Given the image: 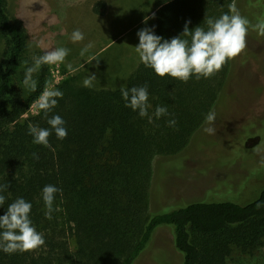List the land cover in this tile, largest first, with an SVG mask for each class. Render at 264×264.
<instances>
[{
  "label": "trees",
  "instance_id": "16d2710c",
  "mask_svg": "<svg viewBox=\"0 0 264 264\" xmlns=\"http://www.w3.org/2000/svg\"><path fill=\"white\" fill-rule=\"evenodd\" d=\"M144 1L146 16L152 13L153 33L162 42L180 35L187 21L189 30L197 26L207 30L205 19L230 14L233 2ZM104 9L102 0L92 6L96 15ZM0 31L8 39L0 66V185L8 184L0 192L5 197L0 216L17 198L25 199L32 206V226L45 240L36 251L7 254L0 250V264H135L161 227L169 228L180 264H226L233 245L253 236L257 228L264 233V177L246 197L243 191L238 197L211 194L179 208L148 212L153 157L175 154L188 144L224 87L229 61L209 78L181 82L158 77L139 60L118 87H86L76 93L61 83L54 88L63 97L57 98L47 117L43 111L23 117L41 92L24 98L15 88L13 76L20 68L26 37L6 0H0ZM145 84L151 107L142 118L125 107L120 89ZM157 106L165 107L167 115L157 119ZM55 115L65 121V139H58L47 123ZM172 119L175 126H169ZM30 124L50 130V147L32 143ZM46 185L61 190L55 194L51 219L44 215Z\"/></svg>",
  "mask_w": 264,
  "mask_h": 264
},
{
  "label": "rangeland",
  "instance_id": "374dc122",
  "mask_svg": "<svg viewBox=\"0 0 264 264\" xmlns=\"http://www.w3.org/2000/svg\"><path fill=\"white\" fill-rule=\"evenodd\" d=\"M82 1L6 0L9 13L19 21L26 37V48L21 55L20 68L13 76L15 88L24 98L26 94L42 93L47 87L54 88L61 83H66L77 91L76 93H81V90L86 88L84 80L92 74L96 80L87 88L98 90L118 87L126 82L135 70L139 61L134 48L139 43L137 32L151 26V17L150 21L147 19L131 30L124 28L125 22L112 21L115 41L98 56L96 51L91 49L82 57L79 55L81 49L78 54L72 52L78 51L89 37L93 39L95 33L90 29V25L98 26L100 30L105 27V22L100 25L99 22L88 25L87 12L83 10ZM95 1L99 0L93 2ZM127 1L132 0H113L110 5L115 8L117 4L123 6ZM140 1L134 0V7L141 6V11L145 9L147 12V6ZM235 3L239 14L250 22L246 37L247 46L237 57L229 60L224 87L212 106L211 111L216 113V134L209 135L203 131L206 127L204 119L181 151L153 157L148 212L162 209L165 211L164 209L170 206L179 208L189 202L202 201L211 194L238 197L243 191L241 195L246 197L262 183L264 36L259 35L252 26L264 21V0H235ZM108 16L117 21L121 17L128 18L129 21L132 18L129 11L123 9ZM77 29L84 34V39L74 43L71 35ZM121 34L123 36L118 38ZM101 39L104 40L103 33ZM7 41V37L0 31V66L6 59ZM58 47L70 50L64 62L42 65L33 75L37 80L36 91L31 93L26 90L22 81L25 68L32 65L33 56L43 55L44 51ZM73 55L74 58H70ZM24 61L28 62L27 65ZM36 101L30 104L23 117L37 112L34 106ZM256 230L258 232L253 236L241 239L238 246H232L226 264H264V233H260L259 228ZM180 262L181 257L173 247L169 228L161 227L153 233L135 264Z\"/></svg>",
  "mask_w": 264,
  "mask_h": 264
},
{
  "label": "clouds",
  "instance_id": "9594fccd",
  "mask_svg": "<svg viewBox=\"0 0 264 264\" xmlns=\"http://www.w3.org/2000/svg\"><path fill=\"white\" fill-rule=\"evenodd\" d=\"M229 13L221 15L217 19L206 18L207 30L200 26L189 30L187 25L190 21H187L180 35L170 40H163V42V38L155 35L153 29L143 28L139 30L137 32L139 43L134 48L140 62L145 67L151 68L160 78L169 76L181 82H187L192 77L198 80L215 75L225 63L237 57L247 46L246 37L250 22L239 14L235 0L229 4ZM252 27L259 35L264 36V21H260ZM182 36L190 37V42L188 39H182ZM83 39L84 34L79 29L73 31L71 40L74 43ZM37 46L40 45L37 44ZM92 47L91 43L87 44L81 49L80 56L83 57ZM69 51L67 48L58 47L44 51L43 55L33 56L32 65L25 68L22 81L24 88L31 93L35 92L37 80L33 78V75L40 70L42 65L63 63ZM90 59L93 60L94 58ZM23 63L27 65L28 62L24 61ZM68 67L71 70V65ZM94 80H96L94 74L88 75L84 80V86L91 87ZM120 91L122 99L125 101V107L138 111L142 118L148 116V109L151 105L148 104L147 84L142 87H121ZM62 97V91L52 86L47 87L34 105L37 114L43 111L44 116L47 117L48 113L57 105V98ZM164 115H167V109L157 106L154 116L159 119ZM148 118L149 122H152V117ZM215 120V111H210L205 117L206 127L203 128L205 133L216 134ZM47 123L55 131L58 139L66 138L65 121L60 116H52L47 120ZM168 123L169 126H175L176 121L172 119ZM28 133L33 137L32 143L50 147L48 137L51 133L49 129L30 124ZM33 155L35 156V154ZM7 188L8 184L0 185V192ZM59 191L61 190L53 185H46L42 190L46 219L52 218L55 194ZM4 202L5 197L0 195V205H3ZM260 206L257 204V208ZM31 207V204L25 199L17 198L8 205L6 213L0 216V230H2L0 231V250L7 254L24 253L36 251L44 246L43 234L36 231L29 218Z\"/></svg>",
  "mask_w": 264,
  "mask_h": 264
},
{
  "label": "crops",
  "instance_id": "0c3cea01",
  "mask_svg": "<svg viewBox=\"0 0 264 264\" xmlns=\"http://www.w3.org/2000/svg\"><path fill=\"white\" fill-rule=\"evenodd\" d=\"M93 1L94 0H83L82 1L84 3L83 4V6H84L83 10L85 9V12H87L86 18L88 20V25L93 24V23H98V22H99L98 25H100L101 22H105V27L100 30L99 28H97L98 26L93 27L90 25V29H92V31L95 33L93 39L91 40L90 37L88 39H86L83 43L84 45L81 43L83 46L81 45L79 50L76 52H72V54H78L80 49L84 48L87 44L91 43L93 45V47H95V48L92 47L91 49L94 50V52L96 51V55L98 56V55L104 53L106 51V48L108 47V45L111 44L113 41H115L113 38L114 36H113V22L112 21H115L117 23L125 22L126 26H124V28L131 30L132 28H136L139 25H141L142 23L146 22L147 19H148V21H150V17L152 15V13H151V14H149V16H146L145 9L141 11V9H140L141 6H138L137 8H135L134 3H133L134 0L127 1V3H124L123 6H119L117 4V6L115 8H112L110 5V2L113 4V0H102L105 3L104 12H103V14L96 15L92 11V6L94 3ZM140 2H142V4L144 5L145 1L141 0ZM140 5H141V3H140ZM122 9L125 10L126 12L129 11V13L132 17L130 21L128 20V18H125V17H121L117 21L114 19H110L111 17L108 16L110 13L112 15V12L121 11ZM148 10L150 12L151 8ZM136 13L138 14L137 17L135 16ZM151 21H152V19H151ZM152 26L153 25L151 24V26L149 28L152 29ZM101 33H103L104 40L101 39ZM122 36H123V34L119 35L118 38H121ZM99 39H101V40H99ZM96 43H98V45H95ZM97 46H98V48H97ZM74 56L75 55L71 56L70 58H74Z\"/></svg>",
  "mask_w": 264,
  "mask_h": 264
}]
</instances>
